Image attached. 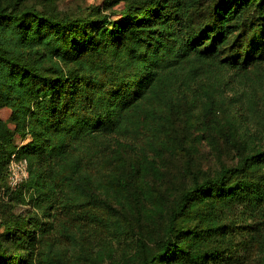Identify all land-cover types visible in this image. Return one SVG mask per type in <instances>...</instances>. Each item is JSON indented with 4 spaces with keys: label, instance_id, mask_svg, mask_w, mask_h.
<instances>
[{
    "label": "trees",
    "instance_id": "1",
    "mask_svg": "<svg viewBox=\"0 0 264 264\" xmlns=\"http://www.w3.org/2000/svg\"><path fill=\"white\" fill-rule=\"evenodd\" d=\"M25 1L0 0V109L14 125L0 117V181L12 154L28 162L0 264H109L115 251L114 264H264V116L228 96L233 77L264 76V0ZM192 130L238 154L174 186L161 148L190 161ZM88 227L103 233L91 251L77 237Z\"/></svg>",
    "mask_w": 264,
    "mask_h": 264
},
{
    "label": "rangeland",
    "instance_id": "2",
    "mask_svg": "<svg viewBox=\"0 0 264 264\" xmlns=\"http://www.w3.org/2000/svg\"><path fill=\"white\" fill-rule=\"evenodd\" d=\"M57 1V6L59 9L72 11L76 9H84L91 5L103 6L105 1L108 0H55ZM26 5L35 6L42 9L43 4L48 6L50 0H26ZM232 90H229L228 96L235 100L230 107L236 111L243 114H248L249 109L254 108L257 114L264 116V76L257 75L255 72H250L249 77H233L231 79ZM11 109L4 107L0 109V117L5 121L6 125L12 129L14 128L13 123L10 121ZM184 117V115H183ZM251 122V123H250ZM248 122V132H253L256 130L257 125L254 124L252 120ZM253 123V124H252ZM183 123L179 130L182 135L183 133ZM199 133L197 130H192L189 136V141L185 143L186 149H188L189 155L192 157L189 161V157L182 151L179 153L173 152L169 148H161L163 151V168L167 173V179L169 183H173L174 186H183L184 183L189 182L190 170L195 172H200L206 174L207 172H214L220 168L222 164L231 165L235 162L236 155L238 154L237 146H231L227 143L223 136H211L208 138L199 140ZM30 139H22L20 136L14 138V142L18 145L28 142ZM137 144V143H135ZM134 143L131 144V148L128 147L126 151L131 156H136L139 147H134ZM22 165L27 167V173H22ZM18 175V179H15V175ZM205 176V175H204ZM28 177V162L25 157H18L12 154L6 171V176L4 182L0 181V234L3 232V227L1 225V216L5 206H8L9 198L11 192L18 189ZM29 204L17 205L14 210L16 212H26L30 209ZM84 234H78L77 237L80 243L83 244L84 248L91 251L92 245L98 243L100 238L103 236L102 232L97 229L88 227ZM101 233V234H100ZM97 238L93 241V239ZM92 243L91 245L88 244ZM119 251H115L114 259L109 261V264H114L118 259ZM42 264V261H40ZM38 261L36 264H40Z\"/></svg>",
    "mask_w": 264,
    "mask_h": 264
},
{
    "label": "built area",
    "instance_id": "3",
    "mask_svg": "<svg viewBox=\"0 0 264 264\" xmlns=\"http://www.w3.org/2000/svg\"><path fill=\"white\" fill-rule=\"evenodd\" d=\"M21 168H22V173H25L26 174L27 173V167L25 165H22ZM15 179L16 180L18 179V175L17 174L15 175Z\"/></svg>",
    "mask_w": 264,
    "mask_h": 264
}]
</instances>
